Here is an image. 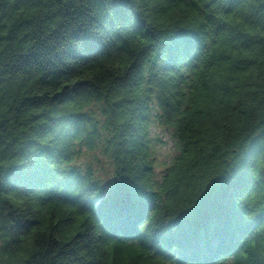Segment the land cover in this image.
<instances>
[{
	"label": "trees",
	"instance_id": "trees-1",
	"mask_svg": "<svg viewBox=\"0 0 264 264\" xmlns=\"http://www.w3.org/2000/svg\"><path fill=\"white\" fill-rule=\"evenodd\" d=\"M0 264H264V0H0Z\"/></svg>",
	"mask_w": 264,
	"mask_h": 264
},
{
	"label": "rangeland",
	"instance_id": "rangeland-1",
	"mask_svg": "<svg viewBox=\"0 0 264 264\" xmlns=\"http://www.w3.org/2000/svg\"><path fill=\"white\" fill-rule=\"evenodd\" d=\"M152 136L155 145V161L157 174L160 177L165 166L172 161L176 155V146L172 133L164 125L155 122L152 127ZM79 161L83 167L95 169L102 177L111 174L109 161L98 151L83 149L79 155Z\"/></svg>",
	"mask_w": 264,
	"mask_h": 264
}]
</instances>
